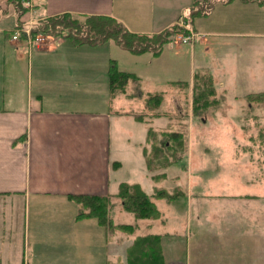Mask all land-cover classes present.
<instances>
[{"label":"crops","instance_id":"0c3cea01","mask_svg":"<svg viewBox=\"0 0 264 264\" xmlns=\"http://www.w3.org/2000/svg\"><path fill=\"white\" fill-rule=\"evenodd\" d=\"M21 1L16 9L0 0V264H264V191H191L187 181L188 189L175 187L181 192L165 206L153 200L159 218L139 219L116 196L121 182L137 183L148 195L153 187L155 195V185L171 177L173 163L158 172L164 177H153L143 148H150L148 128L173 129L154 127L166 115L157 109H115L109 66L113 60L137 76L128 82L155 80L173 66L177 71L181 48L134 53L107 40L110 50H102L104 42L75 43L65 33L47 49L23 36L11 39L16 24L62 13L111 16L143 34L176 23L202 35L190 54L197 72L210 74L216 94L215 76L233 98L235 85L260 86L243 91L248 102V94L264 91V0ZM189 170L182 163L172 177L178 181ZM79 194L110 196L113 223L134 229L76 220L83 207L68 195ZM121 210L132 218L115 220Z\"/></svg>","mask_w":264,"mask_h":264},{"label":"rangeland","instance_id":"374dc122","mask_svg":"<svg viewBox=\"0 0 264 264\" xmlns=\"http://www.w3.org/2000/svg\"><path fill=\"white\" fill-rule=\"evenodd\" d=\"M183 34L186 33L177 32L172 42L164 44L166 50L181 48L179 52H182V55H177V71H173L175 68L173 66L172 71H162L157 74L158 78L155 80L144 78L137 83L129 81L126 85V92L116 94L113 101L115 109L140 113L148 109L146 102L149 94L159 93L162 95V99L157 110L166 115L156 121L154 127L162 129L168 126L170 129L186 133L188 150L176 153V157L179 156L182 161L172 164V167L167 170V174L171 177L156 184L155 186L158 187L156 190L161 188L171 193L181 192L178 188L184 191L188 188L191 191L222 189L242 193L252 192L256 189L264 191V180L261 184L255 181L257 177L264 175V142H262V138H264V98L252 102L251 105L241 95L245 93L243 91L247 90L248 86L241 85L234 86L238 97L233 98L231 94L233 91L225 92L215 76L214 83L218 94L215 93L214 96H210L211 99L208 98L213 104L207 108L192 111V108L195 107V97H199L201 90L207 91L211 81L208 82L209 84L206 82L198 84L193 87V91L192 87L188 85L192 81L193 73L199 71L195 58L190 54L191 43L201 40L203 37L198 33H193L188 42H181L178 37ZM57 42H59L57 38H47L46 42L38 46V49H47ZM110 42L101 43L105 44L101 47L102 50H110ZM114 48V50H118L116 47ZM250 87L247 91L251 92L258 91L260 86L252 85ZM199 104L201 105V102ZM169 140L167 136H157V141L162 144H168ZM163 149L165 154L173 155L169 148ZM168 159L173 158L170 156ZM182 163L190 168L189 176L184 173V177L176 181L172 176L180 172ZM164 168L157 167V164L153 163L149 171L152 175H157ZM187 181L189 184L186 189ZM177 186L178 188H175ZM152 190L150 186L147 187V192L155 202H158V206L161 207L163 204L165 206L166 198L156 197ZM209 200L207 198V201ZM174 205H176L175 202ZM126 216L132 218L130 213L121 210L115 220L127 221ZM121 230L131 232L127 229Z\"/></svg>","mask_w":264,"mask_h":264},{"label":"trees","instance_id":"16d2710c","mask_svg":"<svg viewBox=\"0 0 264 264\" xmlns=\"http://www.w3.org/2000/svg\"><path fill=\"white\" fill-rule=\"evenodd\" d=\"M19 4L21 7V0H9V5L16 9ZM209 5L210 2L203 6L204 13H207L210 10L211 5ZM20 12H22V10L17 11V15L21 14ZM196 12L201 13L202 11L200 8H198ZM18 25L19 24H16V26ZM38 31H42L44 33H54L55 35H61L65 33L66 36L71 38L75 43L94 44L107 40H113L115 43L131 52L143 53L145 51H151L153 55H158L161 52L164 44L172 42L177 32L187 33L184 27L176 23L171 25L166 30L154 34L135 33L129 31L122 23L111 16H76L70 13H62L45 18L39 22L38 28L34 29L33 33ZM107 73L109 78V87L114 93L125 91V85L127 84L128 80H137L136 75L131 74L130 72L119 70L115 61L113 60ZM203 77L205 78L202 79ZM209 81H211V85L207 91L201 90L199 97H195V107L192 108V111H194V109L197 111L200 108L204 109L209 107L213 103H211L208 98L211 99L210 96H214L216 93L210 74L199 72L194 74L191 89L192 91L193 87H196L198 84H205V82L208 83ZM262 98H264V91L247 95V100L249 103L257 102L262 100ZM161 99L162 95L159 93L149 94L146 102L148 109H157ZM199 102H201V105ZM143 115L144 114L135 115V118L137 120H143ZM152 115L160 116L162 114L160 112H155ZM184 132L185 131L168 129H163L160 132H157L151 127L148 128L146 139L150 144L149 149L151 151L143 148L145 163L148 170L152 168L153 163H156L157 167H166L180 159L179 156L176 157V153H182V151H185L187 145V137L186 133ZM158 135L167 136L170 139L168 144H162L158 142ZM262 142H264V138H262ZM163 148H169L173 154L170 156L173 159H168L170 156L165 154ZM164 176L165 173L153 175L155 178ZM177 194V191L174 193H169L164 189H158L155 192L156 197L166 198L168 200L176 197ZM116 196L120 199L121 207L125 211L131 212L136 219L160 217V212L151 196L148 195L137 183L130 184L127 182H121L119 184ZM68 198L82 204L83 208L76 214V220L84 217H94L101 225H104L110 229L118 228L132 231L135 227V225L132 224L113 223L111 212L114 204L108 195L79 194L68 195Z\"/></svg>","mask_w":264,"mask_h":264},{"label":"built area","instance_id":"2783aa9c","mask_svg":"<svg viewBox=\"0 0 264 264\" xmlns=\"http://www.w3.org/2000/svg\"><path fill=\"white\" fill-rule=\"evenodd\" d=\"M25 5H28L26 2ZM40 21H22L16 26L11 34V39L17 41L20 36L26 40V43L31 46L38 47L40 44L46 42L47 38H57V34L54 33H44L42 31H38L33 33L34 29H37ZM193 33L189 32L183 35H179L178 40L181 42H188Z\"/></svg>","mask_w":264,"mask_h":264}]
</instances>
